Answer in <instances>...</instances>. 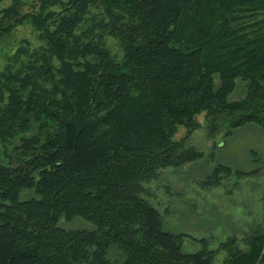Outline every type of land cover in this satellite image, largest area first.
<instances>
[{"label": "trees", "instance_id": "16d2710c", "mask_svg": "<svg viewBox=\"0 0 264 264\" xmlns=\"http://www.w3.org/2000/svg\"><path fill=\"white\" fill-rule=\"evenodd\" d=\"M6 2L0 37L30 24L39 44L22 39L0 70V264H264V220L245 248L232 235L187 252L144 196L202 156L195 129L264 128V0ZM79 216L95 229L59 225Z\"/></svg>", "mask_w": 264, "mask_h": 264}, {"label": "rangeland", "instance_id": "374dc122", "mask_svg": "<svg viewBox=\"0 0 264 264\" xmlns=\"http://www.w3.org/2000/svg\"><path fill=\"white\" fill-rule=\"evenodd\" d=\"M34 2L29 0L26 10L31 9ZM24 38L34 45L39 44L30 24L0 37V70L7 62V55L13 53ZM108 43L121 57L119 44L113 38H109ZM245 92V83L238 79V86L229 98L236 100ZM198 117L204 123L205 114ZM225 133L223 129L221 133L210 135L205 126L195 129L185 143L203 153L202 156L179 168L163 169L157 178L145 183L144 196L162 213L165 229L184 234V251L202 249L201 239H206L210 248L217 249L232 235H237L240 247L245 248L243 238L264 220V128L249 125L233 130L230 135ZM185 136L186 128L181 127L176 137ZM219 163L229 165L231 171L216 174ZM258 168L260 172L252 175L235 173ZM33 195V190H27L21 198ZM59 225L66 230L95 229L92 222L80 216L71 221L62 218ZM225 255L226 252L220 250L217 262L221 263Z\"/></svg>", "mask_w": 264, "mask_h": 264}]
</instances>
